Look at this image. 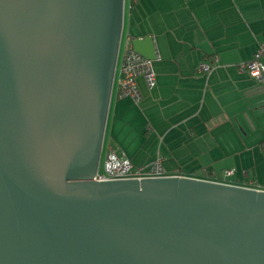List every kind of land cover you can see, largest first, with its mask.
<instances>
[{
  "label": "water",
  "instance_id": "water-1",
  "mask_svg": "<svg viewBox=\"0 0 264 264\" xmlns=\"http://www.w3.org/2000/svg\"><path fill=\"white\" fill-rule=\"evenodd\" d=\"M121 18V0H0V264H264L263 189L93 179Z\"/></svg>",
  "mask_w": 264,
  "mask_h": 264
},
{
  "label": "crops",
  "instance_id": "crops-1",
  "mask_svg": "<svg viewBox=\"0 0 264 264\" xmlns=\"http://www.w3.org/2000/svg\"><path fill=\"white\" fill-rule=\"evenodd\" d=\"M130 1L136 21L124 46L151 36L153 84L137 75L134 102L118 95L115 71L99 155L123 154L133 165L158 155L166 174L264 190L249 183L253 175L247 184L222 179L244 180L248 167L264 162V69L256 79L236 66L264 43V0ZM211 56L212 67L198 70ZM257 58L264 67V49Z\"/></svg>",
  "mask_w": 264,
  "mask_h": 264
},
{
  "label": "built area",
  "instance_id": "built-area-1",
  "mask_svg": "<svg viewBox=\"0 0 264 264\" xmlns=\"http://www.w3.org/2000/svg\"><path fill=\"white\" fill-rule=\"evenodd\" d=\"M264 49V43L259 44L254 52V57L236 64L238 70H245L248 74L256 79H260L264 69L262 62L257 58L259 53ZM215 56H211L209 61L201 62L197 69L202 71L209 70L215 62ZM141 75L147 86L153 84V73L150 67V60L134 51L129 42L124 46L116 77L117 93L120 96H128L134 102L140 97L136 87L135 77ZM232 173V168L225 169L224 175ZM166 174L161 166L160 157L155 155L143 165H133L129 159L123 154H116L107 151L102 157V162L97 168L93 176L94 180H111L125 178H148L159 177Z\"/></svg>",
  "mask_w": 264,
  "mask_h": 264
},
{
  "label": "rangeland",
  "instance_id": "rangeland-1",
  "mask_svg": "<svg viewBox=\"0 0 264 264\" xmlns=\"http://www.w3.org/2000/svg\"><path fill=\"white\" fill-rule=\"evenodd\" d=\"M131 1L130 0H121V10H122V18H121V31H120V38H119V45H118V50H117V55H116V61H115V68H114V72H113V76L115 71L117 72V68H118V64L124 49V41H125V37H126V33L128 32L127 29L129 30H134V22L135 17V8L133 7V3L130 5ZM131 7V8H130ZM136 26V24H135ZM254 154V153H253ZM254 156H256L254 154ZM102 157L103 155H99L98 158V165L100 167L101 162H102ZM253 168L250 169L248 167V172L249 174L245 175L244 180H235V177H222L223 180H231V181H238V182H243L245 184L248 183V179H251V177L254 176V178H252V182H249L251 185L253 186H264V162H260V160L258 159V163H254L252 164ZM213 167V166H212ZM221 166H215V173L219 174ZM228 168L229 166H223V168ZM225 170V169H224ZM253 175V176H251ZM214 178L220 179V176L216 175L213 176ZM241 177V175L239 176V178Z\"/></svg>",
  "mask_w": 264,
  "mask_h": 264
}]
</instances>
